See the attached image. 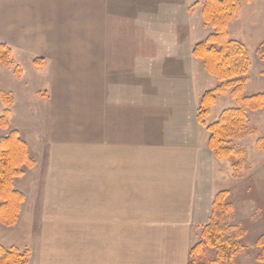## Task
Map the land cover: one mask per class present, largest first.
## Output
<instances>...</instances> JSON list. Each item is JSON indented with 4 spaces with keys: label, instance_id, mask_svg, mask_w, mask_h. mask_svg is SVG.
<instances>
[{
    "label": "crops",
    "instance_id": "0c3cea01",
    "mask_svg": "<svg viewBox=\"0 0 264 264\" xmlns=\"http://www.w3.org/2000/svg\"><path fill=\"white\" fill-rule=\"evenodd\" d=\"M191 10V0H0V36L43 59L51 172L57 151L79 157L97 219L165 244L149 264H188L192 229L227 188L196 119L218 83L191 56L210 31Z\"/></svg>",
    "mask_w": 264,
    "mask_h": 264
},
{
    "label": "rangeland",
    "instance_id": "374dc122",
    "mask_svg": "<svg viewBox=\"0 0 264 264\" xmlns=\"http://www.w3.org/2000/svg\"><path fill=\"white\" fill-rule=\"evenodd\" d=\"M237 1V16L228 23L227 30L231 40L245 47L250 60L242 96L264 94V63L255 54L264 39V0ZM203 2L191 0V13L193 9L198 13ZM25 38L34 41L33 37ZM17 39L0 36V45L10 49L12 60V65L0 67V117L8 111L7 127L0 128V139L15 131L25 143L34 166L23 168V176L14 180V189L24 196V202L16 225H0V247H14L20 253H27V264L133 262L123 257H142L141 263L149 264V253L163 251L165 244L157 238L156 242L151 240L147 229L117 227L120 222L116 223L112 216L105 217L103 222L97 219L100 215L95 212L97 207L88 205L84 164H80L79 157L77 163L66 149L61 155L57 151L62 163L56 164L60 169L51 172L54 167L47 158L50 149L46 140L39 139L43 134L40 126L47 118L42 116L47 93L42 87L41 65L35 64L41 60V54L23 52L20 46H13ZM2 95L7 97L9 105L3 103ZM235 107L229 92L218 96L207 123L215 121L223 110ZM246 123L243 132L230 140L231 146L241 153L237 165L233 166L230 160L220 162L223 185H227L223 191L228 192L226 202L233 206L231 225L242 233L239 240L242 249L235 257V264H262L258 257L264 252V243L259 246L258 241L264 239V151L257 142L264 140V107L249 112ZM128 220L125 224H132ZM201 227L192 229L191 235L196 238L190 243L189 251L199 241ZM203 256L211 258L214 251H205Z\"/></svg>",
    "mask_w": 264,
    "mask_h": 264
},
{
    "label": "trees",
    "instance_id": "16d2710c",
    "mask_svg": "<svg viewBox=\"0 0 264 264\" xmlns=\"http://www.w3.org/2000/svg\"><path fill=\"white\" fill-rule=\"evenodd\" d=\"M237 0H204L201 8L202 23L210 33L204 40L195 44L191 56L199 60L205 73L212 77L218 86L205 91L196 112L199 125L208 133V148L217 160L233 161V166L240 160V151L230 144V140L243 132L247 122V114L264 107V94L259 93L243 97L242 91L247 82L250 60L245 47L238 41L231 40L228 23L238 13ZM257 58L264 63V39L256 48ZM43 59L36 60L41 65ZM12 65L11 51L0 45V67ZM17 74L19 70L16 69ZM229 92L236 107L223 110L218 118L207 123V118L218 96ZM3 103L9 105L6 96ZM5 111L0 117V128L7 127ZM257 146L264 151V140ZM34 162L27 153V147L13 131L0 139V225L13 227L16 225L20 206L24 196L14 189V180L24 174L23 168H32ZM227 191L218 192L211 205L208 222L201 227L199 241L189 251L188 264H235V257L242 249L239 242L242 233L235 231L231 225L233 206L226 202ZM264 239L258 241L262 246ZM214 251V256L205 258V251ZM258 260L264 264V252ZM27 253H20L16 248L0 247V264H27Z\"/></svg>",
    "mask_w": 264,
    "mask_h": 264
}]
</instances>
